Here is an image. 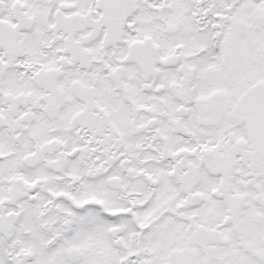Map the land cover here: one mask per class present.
<instances>
[{
	"label": "snow or ice",
	"instance_id": "snow-or-ice-1",
	"mask_svg": "<svg viewBox=\"0 0 264 264\" xmlns=\"http://www.w3.org/2000/svg\"><path fill=\"white\" fill-rule=\"evenodd\" d=\"M0 264H264V0H0Z\"/></svg>",
	"mask_w": 264,
	"mask_h": 264
}]
</instances>
